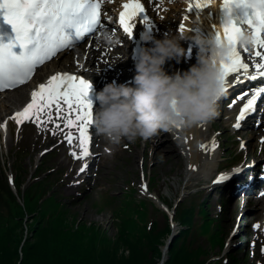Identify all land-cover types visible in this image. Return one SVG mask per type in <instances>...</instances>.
<instances>
[{"label": "rangeland", "instance_id": "374dc122", "mask_svg": "<svg viewBox=\"0 0 264 264\" xmlns=\"http://www.w3.org/2000/svg\"><path fill=\"white\" fill-rule=\"evenodd\" d=\"M179 2V0H159L170 19L171 14L176 17L179 15L171 8V5L178 7ZM171 23L173 26L170 30L176 31L179 22ZM110 35L112 38L106 39L107 45L104 44L102 47L103 55L118 54L113 44L116 41L124 45L128 53L131 52L127 40L122 41L114 33ZM86 42L87 39L63 52L61 61L72 59L63 70H79L81 66L79 61L73 60L72 57L74 52L84 47ZM183 43L185 52L179 62L173 59L163 66L169 74L185 71L196 63V60L190 59L189 56L197 54V46L194 43L189 44L186 40ZM53 62L54 59L48 63V66L39 67L25 84L31 82L35 84L43 80L50 73ZM109 67L110 64L107 68ZM124 67L135 70L134 66L124 65ZM93 80L98 85V80ZM110 82L116 81L111 78ZM117 82V84L126 82L131 85L132 77L125 75ZM252 89L254 88L245 89L242 93L234 91L219 99L218 115L208 121V132L217 145L218 168L208 177L197 174L186 182L184 176L186 155L175 143L170 132H161L149 140L138 138L135 142L123 140L120 144H112L105 137L98 135L92 124L89 127L91 156L82 160L75 159L70 154L75 149L64 140L65 133L53 134L52 130L43 129L42 125L38 128L36 123L29 120L19 125L13 123L10 127L6 124L7 118H3L0 120V125H5L3 132L0 133V162L5 163L6 173L12 175L10 154H26L30 175L43 156L42 167L52 166L62 171L61 183L59 182L56 187L64 200L69 203L70 222L73 225L81 222L95 226L104 236L114 241L118 240L120 232H125L124 235L128 240L136 239L153 220L159 228L164 227L165 217L162 213L164 210L153 201L151 193L157 196L163 207L167 208L164 211L167 215L174 201L184 192L187 194L178 204L193 195L199 201L206 199L209 213L217 218L218 228L225 239L224 246L216 245L210 248L211 253L216 254L212 256L217 261L215 264H264V251H262L264 195H260L264 189L260 190L261 186H255L256 192L253 194H248L249 191L242 194L237 190L232 195L227 183H214L221 173L238 166L246 168L251 163H256L259 168L264 167V154H258L261 144L264 143L262 142L264 134L257 135V132L264 129V110L261 111L264 109V98L257 101L258 114H249L243 120L245 123L242 121L240 128L234 127L235 117L245 103V98L237 99V97H243L245 93L250 94ZM27 98L25 96L19 104ZM233 100H236L235 104H232ZM98 107L97 102L94 109ZM75 151L79 152V150ZM41 154L45 155L40 157ZM85 163L87 168L84 172H80V168ZM246 171L250 172L249 169ZM142 185L146 186V189L142 188ZM259 199H261L260 205L257 203L260 202ZM176 224L179 229L180 225L177 222ZM119 252L128 255L129 249L120 247Z\"/></svg>", "mask_w": 264, "mask_h": 264}, {"label": "snow or ice", "instance_id": "6c2138e0", "mask_svg": "<svg viewBox=\"0 0 264 264\" xmlns=\"http://www.w3.org/2000/svg\"><path fill=\"white\" fill-rule=\"evenodd\" d=\"M103 2L104 0H0V15L12 26L15 33L14 40L0 42V90L23 84L32 76L37 65L52 59L61 50L70 48L74 42L83 40L86 34L102 27L100 9ZM213 3L214 0H189L187 11L192 8L203 9ZM221 6L228 12L234 7L244 9V23L247 25V28L242 30L231 20L224 23L216 34L217 41L226 42L230 46L227 60L219 62L222 92L225 94L230 87L229 77L236 74L233 81L236 82L239 81L241 73L245 77L249 76L250 65L245 62L241 50L253 57L256 71L250 78L255 80L257 77H264V0H222ZM121 7L116 23L128 38L132 36L137 18H140V23L151 24L149 17L144 14L145 8L141 0H126ZM183 29L184 24L181 23L179 30ZM245 31L252 37L251 47L240 43L239 37ZM15 44L21 49L19 54L12 50ZM257 57L259 62L255 61ZM89 88L88 80L79 75L56 72L46 83L39 84L38 89L31 92V101L22 110L14 113L12 119H15L18 125L25 120H32L39 128L43 123L42 117L48 121L52 120L54 108L57 119H63L65 128L68 129L64 139L70 146L74 145V141H78L74 147L78 148L79 152L72 150L70 154L75 159L84 160L90 155L89 126L92 124V110L91 102L86 99ZM262 94L264 86L252 89L251 95L236 117L235 128H240L241 121L255 111L258 98ZM244 95L248 96V93ZM235 103L236 100H233L232 104ZM231 106L230 104L229 107ZM55 127L59 128V124ZM216 146L213 138L211 148ZM241 146L243 147V144ZM199 147L205 149L206 146L200 144ZM86 168L87 163L82 165L80 172H84ZM239 171L241 168L238 167L234 168L232 173H221L214 183L227 181L232 174ZM142 188L146 189V186L142 185ZM260 195H264V192Z\"/></svg>", "mask_w": 264, "mask_h": 264}, {"label": "trees", "instance_id": "16d2710c", "mask_svg": "<svg viewBox=\"0 0 264 264\" xmlns=\"http://www.w3.org/2000/svg\"><path fill=\"white\" fill-rule=\"evenodd\" d=\"M10 155L16 192L9 185L5 163L0 162V264L158 263L171 230L166 212L162 211L163 228L153 220L136 239L128 240L120 232L114 241L95 226L70 222L69 203L56 187L61 170L42 167V156L28 177L26 154ZM173 220L181 227L163 264H215L211 258L216 254L210 248L224 246L225 239L217 218L209 213L208 201L193 195L176 206ZM120 247H127L129 254L119 252Z\"/></svg>", "mask_w": 264, "mask_h": 264}, {"label": "clouds", "instance_id": "9594fccd", "mask_svg": "<svg viewBox=\"0 0 264 264\" xmlns=\"http://www.w3.org/2000/svg\"><path fill=\"white\" fill-rule=\"evenodd\" d=\"M231 20L226 16L225 23ZM186 39L198 48L196 63L169 74L163 66L173 59L179 62L185 52L181 41ZM140 40L144 44L135 52L131 85L106 83L95 93L99 107L92 111V125L96 133L120 144L123 140H149L161 132L189 129L214 119L223 95L219 62L227 60L230 46L186 32L169 31L156 38L144 31ZM239 40L251 47L252 37L246 31Z\"/></svg>", "mask_w": 264, "mask_h": 264}, {"label": "bare ground", "instance_id": "6f19581e", "mask_svg": "<svg viewBox=\"0 0 264 264\" xmlns=\"http://www.w3.org/2000/svg\"><path fill=\"white\" fill-rule=\"evenodd\" d=\"M179 1L180 2L178 7L177 5H171V8L177 11L179 15L176 17V15L171 14L170 15L171 19H170L168 18L169 14H167V12L162 8V5L159 3V0H141V3L144 5L145 8L144 14L149 17V19L151 20V24L145 25L143 23H140L139 22L140 18H137V23L133 28L132 36L128 38V36L119 27V24L116 23V21H118L119 19V12L122 10L121 6L124 2H126V0H104V2L102 3L103 26L98 27L95 33L87 38V42L84 45V47L79 48L77 51L74 52L72 58L73 60L79 61L81 66L79 70L77 71L71 70V71L80 74H83L82 72H85V74L88 77H90V79L92 77H93L92 79H97L99 82L97 88L98 91L103 88L104 84L111 83L110 82L111 78H114L116 83H118L117 80L125 75H130L131 77H133L135 74V70L132 68L124 67V65H130L135 67V53L129 54L124 49V45L118 44V41H116L113 44L115 45L118 54L116 55H112L110 53L109 55L102 54L103 52L102 47H104L103 45L106 44L105 40L112 38L110 35L111 33L117 34L122 41L127 40V42L130 43L129 48H131L132 51L135 48L138 50L139 47L144 44V42L140 40L141 32L149 31L151 34L156 36V38H160L162 34L171 31L170 29L173 26L172 25L173 23H171L172 21H174V23H176V21L179 22L177 24V30L171 31L173 33L186 32L189 34V36H193V35L200 36L205 41L214 40L216 38L217 32L221 29L222 26L221 14L224 9L221 6L222 0H214V3L206 8L203 9L192 8L190 11H187L189 0H179ZM185 17H187V19H185ZM135 22L136 21H134V23ZM181 23L184 24L183 31L179 30V25ZM186 41L189 44L194 43L191 39H186ZM181 45L182 47H185L183 41H181ZM205 51H206V47H205ZM241 53H242V57L245 59V62L249 63L250 65L249 76L245 77L243 73H241L243 76L240 77L239 81L236 82H233L235 80L236 74H233L231 77H229L230 87L231 85L236 86L235 92L238 91L241 92L242 88L245 87L248 83H250L248 80L251 77V75H253L256 71L253 66V57L251 56V54L245 53L243 50H241ZM62 54H63L62 52L58 53L56 58H54L52 69L50 70L49 75L46 76L44 80H41L35 84H32V82L29 84L23 83L21 85L14 86V88H12L11 90H7L0 93V120L3 118H7V122H6L7 126L11 127L13 123H16V120L12 119L14 113L22 110L31 101V92L33 90H37L39 84L46 83L48 78L54 75L56 72L63 73L62 71L63 68H65L67 64L71 62L72 59L67 58L66 60L61 61L60 58ZM196 56L197 54L189 56V58L196 60ZM255 61L259 62V58L258 57L255 58ZM108 64H110L111 67L107 68ZM46 66H48V63L45 64V67ZM64 70L67 71L69 69H64ZM253 82H257L259 83L258 85L261 86L260 83L264 82V78L258 77L255 80H252V83ZM250 95L251 93L248 94V96L242 95L243 98H245L244 99L245 102ZM25 96L28 97L26 101H24L22 104H19V102H21L25 98ZM72 118L73 119L75 118L74 115ZM30 121L32 120H29V122ZM42 121H43L42 123L43 129H50L52 131L55 129V134L57 135H61L62 133L68 131V129L65 128L64 120L57 119L54 108L52 110V120L48 121L44 117H42ZM57 123L59 124V128L55 127ZM235 123H236V117L234 120V125ZM241 124H243L242 121ZM208 125L209 124L207 121L205 123L198 124L189 129L177 128V129H173L172 131H169L175 143L179 146L180 150L183 151V153H185L186 155L187 162H186V167L184 169V176L186 178V182L189 181V178L191 176L197 174L206 177L211 176L212 172L216 171L218 168V165L216 164V160H217L216 157L218 156L217 147H215L214 149L211 148V141L213 140V137L208 132ZM61 129H63V131H61ZM74 131L75 130L73 129V132ZM262 134H264V129L257 132V135H262ZM76 143H78V141H74V145ZM200 144H204L206 146L205 149H201L199 147ZM74 145L71 147L75 150H79L78 148H75ZM258 154H264V143L261 144V148ZM239 168L242 169L243 167L241 166ZM253 168L256 169V171H258L259 170L258 164L255 163V165H253ZM223 173H232V171L231 172L227 171ZM231 176L227 181H223V182L227 183L231 179ZM240 177L237 179H240ZM185 188L186 185L184 186V189ZM184 189L182 191H184ZM232 192L235 191L232 190ZM255 192L256 191L254 192L249 191L248 194H253ZM259 200L260 202L257 201V203L260 205L261 199Z\"/></svg>", "mask_w": 264, "mask_h": 264}, {"label": "water", "instance_id": "95a60500", "mask_svg": "<svg viewBox=\"0 0 264 264\" xmlns=\"http://www.w3.org/2000/svg\"><path fill=\"white\" fill-rule=\"evenodd\" d=\"M9 183H10V186L12 187L13 191L15 192L16 189H15V186H14V183H13V179H12V177L10 175H9ZM186 194H187V192L182 193L174 201L173 207L168 212L170 218H172V216L174 214V209L176 208V206L178 205V203L182 200V198L184 196H186ZM150 196H152L153 201H155V203L157 204L158 207H160L161 209H165L163 207V205L161 204V202L159 201V199H157V196L156 195H154V194L151 193ZM176 226H177L176 223L173 222V221H171V223H170V229L171 230H170V233H169V235L167 236V238L165 240V244L161 247V258H160L158 264H163L164 261L168 258L167 250L169 248L170 243L172 242V240L174 239V237L177 235V232H178V230L176 229ZM212 259L214 260L215 258H212Z\"/></svg>", "mask_w": 264, "mask_h": 264}]
</instances>
